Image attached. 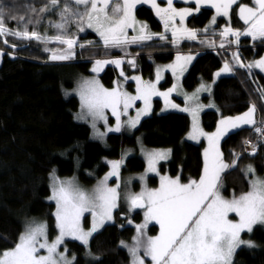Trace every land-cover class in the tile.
I'll return each instance as SVG.
<instances>
[{"label":"trees","instance_id":"1","mask_svg":"<svg viewBox=\"0 0 264 264\" xmlns=\"http://www.w3.org/2000/svg\"><path fill=\"white\" fill-rule=\"evenodd\" d=\"M243 2L251 4L252 0H241ZM66 4L74 12L82 13L81 6H76L74 0H59L53 9H50V0H0V7L10 10L13 16L25 18L19 23L8 18V28L24 31V24L31 20L27 24L28 32L35 31L49 38L0 36V252L15 246L27 219L43 217L52 233L55 232L56 205L47 199L51 192V172L59 176L77 175L82 183L92 184L108 169L106 158L119 157L124 149L136 145L138 136L149 146L171 148V158L161 164V171L178 175L182 181L198 179L202 175L204 143L186 139L191 127V117L186 112H155L143 118L133 132L111 133L106 142L92 137L88 123L76 120L79 98L66 96L64 88L73 86L76 74L88 73L97 58L133 55L135 67L124 62L127 72L152 78L156 64L170 61L176 52L195 50L197 56L184 76V86L188 90L195 89L202 81L212 80L215 71L229 62L235 72L220 76L211 93L201 97L206 106L202 111L204 128L212 131L221 117L242 113L253 105L255 119L259 112L264 121V73L254 68L249 72L232 58L238 53L240 60L248 64L264 54V42L243 35L239 45L229 36L222 40L220 33L222 24L227 22L225 18H219V23L208 27L205 33L203 30L214 14L212 8L203 7L189 18V27L198 32L193 41L183 39L173 44L170 37L165 40L157 37L131 45L122 52L112 46L105 47L93 31L74 30L78 26L75 16H68L64 30L57 29L54 25L62 22L60 12ZM45 6L47 10L41 12ZM238 8L239 3L233 6L230 23L244 31L246 25L239 18ZM136 14L155 30H161L162 24L150 7L141 5ZM58 35L77 41L71 59H51V48H66V44L50 39ZM221 43L224 47L239 46L240 50L228 48L223 56L217 50ZM116 73L114 67H107L102 74L106 85L114 84ZM171 84L172 78L168 74L162 85ZM176 99L184 102L177 96ZM160 103L157 99L156 105ZM253 127L234 130L222 141L223 155L230 164L235 158L233 153L241 150L245 139L250 138L258 146L255 154L241 150L237 166L229 168L223 176L230 187V195L248 189L245 175L248 164L255 165L260 171L264 169V139ZM145 166L143 157L136 153L127 158L124 171L137 172ZM150 184L156 186L158 176H151ZM129 218L139 222L143 213L118 208L115 220L92 237L89 247L78 241H68L70 249L76 253L74 264H132L128 251L120 246L121 240L130 239L136 230L134 225L127 223ZM150 231L156 233L157 226H152ZM245 235L254 238L259 245L239 248L234 264H264V227L257 225Z\"/></svg>","mask_w":264,"mask_h":264},{"label":"snow or ice","instance_id":"2","mask_svg":"<svg viewBox=\"0 0 264 264\" xmlns=\"http://www.w3.org/2000/svg\"><path fill=\"white\" fill-rule=\"evenodd\" d=\"M185 3L192 2L195 8L174 6V0H166V7H161L157 0H74L76 6L83 5L85 11H73L67 4L60 12L61 21L54 26L59 30H64L68 21V16L77 17L78 26L85 23L88 28L94 29L105 47H120L130 43H139L144 40H151L153 35H159L161 40L167 39L164 34H146V24H141L140 35H127V30L137 24L135 12L138 5L150 4L155 10V15L159 17L164 25L165 32L171 31L172 43L177 44L182 39L195 40L198 32L185 26V21L194 13H199L204 5H210L215 9L216 15L212 17L211 24L216 23L218 16L230 17V11L237 0H184ZM52 6H57L59 0H50ZM254 6L247 4L239 5V18L247 26L244 31L225 27L220 33L223 40L229 35L235 38V43L239 45L240 37L250 36L254 41L259 39L264 42V0H253ZM47 6L40 11H46ZM10 18L18 23L24 17L13 16L11 11H6L0 7V36H14L18 38L49 39L40 36L37 32L31 33L27 30L28 20L24 24V31L13 30L7 27L6 20ZM177 18L179 26H177ZM39 23V21H36ZM79 31H84L83 27H78ZM208 31L206 27L203 30ZM55 39L67 45V52L57 54L55 51L51 55L52 60H68L74 55L72 49L77 41L73 38L55 36ZM7 43V40H5ZM91 43V41H89ZM211 46V42H209ZM222 48L224 44L220 45ZM16 47V45H12ZM81 48L84 45H80ZM2 54V53H0ZM234 60L241 68H246L251 72L253 68L264 71V57L259 60L244 64L238 55L233 54ZM194 59L192 56L177 54L173 64L165 66L172 71L174 77L179 81V77L186 71V66ZM114 64L119 67L123 61L96 60L92 71L99 73L105 64ZM128 63L135 67V60ZM233 68L225 62L222 69L216 73H232ZM124 76L123 70L120 73ZM129 79L125 77V80ZM136 81V94L131 95L122 91L119 86L108 89L96 79L85 80L79 89L81 108L86 115L95 121L103 120L105 125L108 118L105 114L107 109L111 110L116 118L115 128L108 131L120 132L122 127L121 116L127 115L128 110L135 106L137 100L143 101V108L136 111L134 118H129L127 124L135 128L142 116L151 112V100L153 96L163 97L165 109L179 108V105L170 99L173 92H176L179 84H173L167 91H160L157 88L162 79L161 69L156 72V80L144 81L140 76L131 77ZM201 91L210 92L211 89L201 84L197 93ZM197 93L189 96L184 94L185 101L197 99ZM264 95V94H262ZM211 106V105H210ZM203 105L196 104L194 107H184L183 112L190 113L192 117V128L188 133L191 140H199L204 137L208 146L204 149V167L199 180L189 179L187 183H181L180 177L171 178L169 176L160 177V187L148 189L145 187L140 193H131L127 200L132 209L143 208L144 223L136 226L137 236L133 237L134 244L128 246L122 241L121 244L128 248L132 257V264H146L145 258L150 257L151 264H232V258L237 248L242 244L253 247L252 241L241 239L244 232L251 233L253 226L264 224V180L256 178L250 182V190L239 196L233 195L232 199H225L220 195L221 173L226 169L237 166L239 156L233 153L234 159L231 164L224 162L223 153L220 150V141L235 129L245 125H255L254 112L255 105L239 116L223 117L217 124L215 132H205L200 126L199 113ZM82 112L78 118H84ZM255 132L264 138V128L256 127ZM100 136L105 133H99ZM246 144L250 141H245ZM256 146H252V153L255 154ZM171 154V149L155 150L148 152L147 172L158 173L157 165L161 160H166ZM111 171L96 186L91 194H88L76 187L71 181H58L56 178L51 200L56 202V224L59 235L55 240L49 242L47 224L41 223L29 226L24 233L19 236L18 242L9 250L0 253V264H74L75 257L68 259L67 248L64 252L58 251L66 236L81 241L87 245L89 238L94 232L102 227L106 222L113 220V211L118 207L120 193L119 184L116 187L108 186V179L112 176L119 177L120 167L123 160L108 162ZM248 173L254 174V169L249 165ZM144 177H141L143 180ZM85 212H90L93 218L92 227L85 231L82 227V217ZM235 213L238 219H229V214ZM155 221L159 225V233L155 236H146L145 229L148 224ZM131 223V221H129ZM143 248V256L140 254ZM46 250V255H41V250Z\"/></svg>","mask_w":264,"mask_h":264},{"label":"rangeland","instance_id":"3","mask_svg":"<svg viewBox=\"0 0 264 264\" xmlns=\"http://www.w3.org/2000/svg\"><path fill=\"white\" fill-rule=\"evenodd\" d=\"M157 3L160 4L161 7H166V0H157ZM237 3L240 4H247L248 6H254L253 5V0H252V3L249 4V3H241V0H237ZM236 3V4H237ZM142 5H146L148 7H150L153 12L155 13V10L151 7L150 4H142ZM235 5V4H234ZM233 5V6H234ZM141 6V5H138L137 8ZM174 6L177 7V8H184V7H191V8H195V4L192 3V2H188V3H185L184 0H174ZM57 7V6H55ZM54 6H50V9H53L55 8ZM203 7H208V8H212L210 5H204ZM202 7V8H203ZM214 10V14L213 16L216 15L215 13V9L212 8ZM82 10V13L85 11V7L83 5H81V9ZM238 12H239V8H238ZM231 13H232V10L230 11V17H224V16H218L217 19H216V23L214 25L211 24V20H212V17L211 19L207 22V25L206 27H213V26H216L218 23H219V18H225L227 20V22L223 23L222 24V30L227 27V26H230L231 28L233 29H237V28H234L231 23H230V20H231ZM198 13H194L193 15H196ZM135 16H136V21H137V24L134 26V29L133 28H129L127 30V35L129 38H131L132 36H139L141 33H140V26L141 24H146L147 25V28L145 29V33L146 34H164L168 37H170L172 39V34H171V31L169 30L168 32H165V29H164V25L161 22L162 24V28L160 31H157L155 30L154 28H152V26L149 24L148 21H146L145 19H142V18H139L135 12ZM191 17V16H190ZM188 17L185 21V26L190 28L189 25H188V20L189 18ZM159 19V17H157ZM160 20V19H159ZM76 23V18L74 20ZM177 26H179V19L177 18ZM78 27H83L84 28V31H79L78 30ZM247 27V26H246ZM191 29V28H190ZM74 30L78 31V32H85V31H93L97 37L99 39H101V37L99 36V34L92 28H88L87 27V24H86V17H85V23L84 24H81L79 26L76 27V29L74 28ZM245 30V29H244ZM159 38V35H153V38ZM229 37H231L234 42H235V38L231 35H229ZM183 40V39H182ZM182 40H180L179 42H181ZM101 41L103 42V40L101 39ZM146 41V40H144ZM142 42V41H141ZM140 43V42H139ZM135 44H138V43H130V44H126V45H121L120 47H115L117 48L118 50L122 51V52H125L127 51V49L131 46V45H135ZM2 49V48H1ZM51 50L54 52L55 50H57V54H61V53H65L67 52L68 48H67V45H66V48L65 49H55V48H51ZM14 52V51H12ZM181 54V55H184V56H192L194 57V59L186 66V71L183 73V75H181L179 77V81H177L176 77L173 76L172 74V71L168 68H166L165 66L167 65H170V64H173L176 60V56L177 54ZM197 56V51L195 50H189V51H186V52H176L174 54V57L168 61V62H162V63H158L156 64L155 66V70H154V76L152 78H146L143 76V74L141 73H138V72H133L132 74H129L127 72V70L124 68V62L125 61H129V60H134V57L133 55H130V54H127V55H122V56H110V57H104V58H97L95 59L90 68H89V72L88 73H78L75 75L74 77V84L73 86L71 87H66L64 88V94L66 96H71V95H76L78 98H79V101H80V96H79V89H80V86L82 85V83L85 81V80H92V79H96L100 82V84H102L105 88H108V89H112V88H115L117 86H119L121 88L122 91H126L128 93H130L131 95H135L136 94V81L131 79V77H134V76H140L144 81H155L156 80V72H157V69L160 68L161 69V76H162V79L160 80L159 84H157V88L160 90V91H167V89L171 88L173 84H176L178 83L179 84V87L177 89L176 92H173L170 99L172 100V102H174L175 104L179 105V108H167L165 109V103H164V99L163 97H160V96H153L152 97V100H151V112L147 115H144L141 117L140 119V122L142 121L143 118L149 116V115H152L153 113L157 112V113H164V112H167V111H171V110H176V111H181L180 109L184 108V107H194L196 104H199V105H203V109L206 108L205 104H203L202 100H201V97L205 94H210V92L208 91H201L199 93H197V89L200 88L201 84H204L205 86H208L210 87V89L212 90L213 88V84L214 82L222 75H226L228 73H222L220 76H216V73L220 71V69L223 68V66L221 68H219L217 71H215L214 73V76H213V79L210 80V81H202L195 89L193 90H188L186 89V87L184 86V76L185 74L187 73L188 69L190 68L191 64L194 62L195 58ZM261 57H264V54L261 56ZM261 57H258V58H255V59H252L250 62H253V61H256V60H259ZM233 58V57H232ZM115 59H121L123 61V63L117 67L116 65L114 64H105L103 66V70L100 71L99 73H96V72H93L92 69L93 67L95 66V61L96 60H115ZM249 62V63H250ZM229 63V62H227ZM230 65V63H229ZM108 66H112L116 69L117 73H116V76H115V80H114V84L112 86H108L105 84L103 78H102V74L104 73V71L107 69ZM121 70H123V73H124V76H121L120 73H121ZM261 71V70H260ZM264 73V71H262ZM168 74L171 75V78H172V84L170 86H163V82L167 79V76ZM125 77H128L129 79L125 80ZM187 93L189 96H191L193 93H197V99L194 100V101H188L186 102L185 101V97H184V94ZM176 96L179 97V98H182L184 100V102H180L176 99ZM157 99H160L161 100V103L159 104V106L156 105V102H157ZM144 105H143V101H140V100H137L135 102V106L133 108H130L128 110V113L127 115H122L121 116V122H122V127H121V131L120 132H133L137 127L138 124L135 128H131L128 126L127 124V121L128 119L131 117V118H134L136 116V111L137 109L139 108H143ZM202 109V111H203ZM202 111H200L199 113V122H200V126L204 129L205 132H215V130H212V131H208L204 128L203 126V122H202ZM82 112H85V110H82L81 108V101H80V107L79 109L77 110V112L75 113V118L76 120H79V121H83V122H86L90 125L91 127V131H92V137L95 138V139H98L102 142H106L107 141V137L109 134L111 133H120V132H115V131H108L109 128H115L116 126V118L112 115L111 113V110L110 109H107L105 111V114L108 118V123L107 125H105L104 121L103 120H97L95 121V125L96 127L93 128V120L90 116L86 115V112H85V115H84V118H78L81 116ZM188 113V112H186ZM190 115V113H188ZM191 117V115H190ZM191 128H192V117H191V127H190V130L189 132L191 131ZM188 132V133H189ZM99 133H105V135L103 136H100ZM188 133L186 134V139L187 140H190L192 142H195V143H201L203 142L204 143V148H203V153H204V149L208 146L207 144V140L206 138L204 137H201L199 138V140H191L188 138ZM222 140L220 141V150L221 152L223 153L222 151ZM167 149H171L170 147H154V146H149L147 144H145L141 138V136H138V140H137V143L136 145L134 146H130V147H127L126 149H124L121 153V155L119 157H116V158H106V163L108 164V169L99 177L96 179V181L92 184H84L82 183L77 175H71V176H59L58 174H56L54 171L51 172L50 174V180H49V183H50V188H51V192L49 194V196L47 197V199L51 202H54L55 205H56V202L54 200H51L50 197L52 196V189H53V185H54V182L56 180V178H58V181H64V182H67V181H71L76 187L80 188L81 190H83L84 192L88 193V194H91L94 189L96 188V186L100 183V181H102L104 179V177L111 171V165L108 163L109 161H114V160H123V163L120 167V174H119V177L117 178L116 176H112L108 179V186L109 187H116L117 184H119V193H120V199L118 201V207L113 211V220L112 221H108L106 222L102 227H100L96 232H94L92 234V236L89 238V242L87 245V247H89L90 245V241L92 239V237L98 233L99 231H101L103 229V227L108 224V223H111L115 220V211L118 209V208H124V209H128L130 210L131 212H135L137 210H141L142 213H143V218L141 221L139 222H136L133 218H129L127 220V223L128 224H132L135 226L137 225H140V224H143L144 223V213H145V209L143 208H135V209H132L130 207V204L127 200V196L131 193H140L145 187H147L148 189H156V188H159L160 187V177L161 176H169L171 178H176L178 175L176 176H173L171 174H169L168 172H163L161 171V164L163 162H166L168 161L170 158H171V155H172V150H171V154L169 155V157L166 159V160H161L158 165H157V169H158V173H152V172H147V167H148V164H147V153L148 152H152V151H155V150H167ZM139 154L140 156L143 157V159L145 160V163H146V166L143 170L141 171H137V172H126L124 171V166L126 164V160L127 158L132 155V154ZM203 158H204V155H203ZM224 159V158H223ZM252 167V169H254V174L252 173H248L247 172V169H246V174H247V177H248V180H249V183L256 179V178H259L261 180H264V172H260V170H258V168L255 166V165H250ZM204 167V166H203ZM248 168V167H247ZM203 173V171H202ZM223 173V172H222ZM221 173V178H220V187H219V192H220V195L225 198V199H232L233 195L229 194V189L230 187L228 186V183L223 180V174ZM153 175H156L158 176V184L156 186H151L150 184V177L153 176ZM141 177H144L143 180H141ZM180 177V176H179ZM195 180H199L198 179H195ZM180 181L181 183H187L188 181H182L181 178H180ZM251 186V185H250ZM250 190V187L247 191ZM247 191H244V192H247ZM242 192V193H244ZM242 193L238 194V195H235V196H239L241 195ZM55 212H56V208H55ZM55 212H54V215H55ZM229 219H233V220H236L238 219V217L236 216L235 213H230L229 214ZM92 221H93V218H92V215L90 212H85L84 213V216L82 217V220H81V223H82V227L85 229V231L87 230H90L91 227H92ZM129 221H131V223H129ZM41 223H46L47 224V231H48V239H49V242L55 240V238L59 235V229L57 228V224H56V217H55V232L52 233V231L50 230V227H49V224L47 222V220L43 217H33V218H30V219H27L26 220V223H25V229L22 233L25 232V230L31 226V225H36V224H41ZM157 226V232L156 233H152L150 231L151 227L152 226ZM257 225H261L264 227V224H256L253 226V229L255 226ZM159 233V225L155 222V221H152L148 224L147 228L145 229V234L146 236H155V235H158ZM246 232L242 233L241 234V239L245 240V241H252L253 242V247H257L259 244L258 242L252 238L251 236L249 235H245ZM137 236V231L135 230V233L134 235L130 238V239H123L121 240V242L123 241L124 244L128 245V246H132L134 244V240H133V237H136ZM70 240H74V241H78L80 243H82L81 241L79 240H76V239H73L72 237L70 236H66L64 238V242L63 244L60 246V248L58 249V251L60 252H64L65 248H67V253H66V256L68 259H71L73 256L76 257V253L73 252L71 249H70V246L68 244V241ZM120 242V246L123 247L124 249H126L128 251V248L127 247H124ZM83 244V243H82ZM241 247H249L247 244H242L239 248ZM253 247H249V248H253ZM13 248V247H11ZM9 248V249H11ZM239 248L236 249L234 255H233V258H232V264H234L235 262V255L237 253V251L239 250ZM9 249H5V250H9ZM3 250V251H5ZM2 251V252H3ZM0 252V253H2ZM129 253V251H128ZM41 255H46V250H41L40 252ZM140 254L143 256V248H141V252ZM130 255V253H129ZM130 258H131V262H132V257L130 255ZM145 261H146V264H151L150 262V257H146L145 258Z\"/></svg>","mask_w":264,"mask_h":264},{"label":"built area","instance_id":"4","mask_svg":"<svg viewBox=\"0 0 264 264\" xmlns=\"http://www.w3.org/2000/svg\"><path fill=\"white\" fill-rule=\"evenodd\" d=\"M227 49H228V47H223V48H222V47H219L217 50H218L221 54H223V56H224V55H225V52H226ZM236 49H237V50H240V47H236ZM233 72H235V71H233ZM255 122H256V123H255V125H254V127H253L254 130H255L256 127H262V128H264V121H262L259 112L257 113V118H256ZM263 139H264V138H263ZM245 141H250V143L246 144ZM253 145H255V146H256V149H257L258 146H257L253 141H251L250 138H247V139H245L244 142L242 143L241 150H243V151H245V152H252V146H253ZM241 150H240V151H241ZM240 151H239V152H240ZM239 152H238L236 155H239Z\"/></svg>","mask_w":264,"mask_h":264},{"label":"crops","instance_id":"5","mask_svg":"<svg viewBox=\"0 0 264 264\" xmlns=\"http://www.w3.org/2000/svg\"><path fill=\"white\" fill-rule=\"evenodd\" d=\"M231 66V65H230ZM232 67V66H231ZM254 69H256V70H259L260 71V69L259 68H254ZM217 71V70H216ZM262 72V71H261ZM228 74H231V73H228ZM228 74H226V75H228ZM252 107V106H251ZM249 109H247L246 111H244V112H242V113H239V114H235V115H228V116H232V117H235V116H239V115H242L243 113H245V112H247ZM228 116H223V117H228ZM255 116H256V109H255V112H254V120H255ZM223 117H221V118H223ZM220 118V119H221ZM220 119H219V121H220ZM218 121V122H219ZM218 124V123H217ZM245 126H251V125H245ZM245 126H242V127H245ZM217 127V126H216ZM216 129V128H215ZM214 129V130H215ZM239 129V128H238ZM235 130H237V129H235ZM234 131V130H233ZM224 139V138H223ZM223 139H222V141H223ZM223 158H224V162L225 163H227V164H230L226 159H225V157H224V155H223ZM249 165H253V164H248L247 166H246V168H245V175L247 176V174H246V169H247V167L249 166ZM227 170L228 169H226L222 174H223V176L225 175V173L227 172ZM260 172H264V169H263V171H260ZM247 179H248V177H247ZM248 182H249V180H248ZM249 187H250V183H249ZM249 187H248V189H249ZM247 189V190H248ZM246 190V191H247ZM232 195H233V193H232ZM235 195V194H234Z\"/></svg>","mask_w":264,"mask_h":264}]
</instances>
